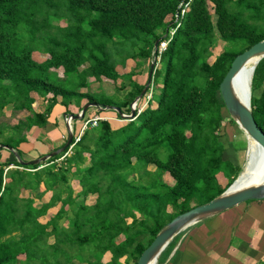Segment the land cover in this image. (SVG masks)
<instances>
[{"label": "trees", "instance_id": "obj_1", "mask_svg": "<svg viewBox=\"0 0 264 264\" xmlns=\"http://www.w3.org/2000/svg\"><path fill=\"white\" fill-rule=\"evenodd\" d=\"M169 30L152 71L162 77L159 92L151 81L134 115L121 116L112 106L129 115L145 86L124 70L126 60L152 61L154 41L169 38ZM263 38L264 0H0V116L5 107L11 112L0 121V264H135L165 223L224 191L242 170L223 139L226 121L237 124L219 83L234 57ZM36 51L48 56L36 60ZM253 68L250 107L264 133V57ZM104 79L130 88L107 97ZM255 80L261 88L253 96ZM36 98L42 111L34 109ZM88 102L96 106L73 121V135L91 109L105 118L83 131L69 155L59 160L66 148L37 164L13 153L2 160L3 146L33 159L23 145L30 129L58 109L64 122ZM89 195L91 204L84 202Z\"/></svg>", "mask_w": 264, "mask_h": 264}, {"label": "crops", "instance_id": "obj_2", "mask_svg": "<svg viewBox=\"0 0 264 264\" xmlns=\"http://www.w3.org/2000/svg\"><path fill=\"white\" fill-rule=\"evenodd\" d=\"M63 115L58 109L44 126L30 129L23 144L26 157H40L62 143ZM179 233L162 264H253L264 258V200L239 203Z\"/></svg>", "mask_w": 264, "mask_h": 264}, {"label": "water", "instance_id": "obj_3", "mask_svg": "<svg viewBox=\"0 0 264 264\" xmlns=\"http://www.w3.org/2000/svg\"><path fill=\"white\" fill-rule=\"evenodd\" d=\"M159 39H156L153 43V51L156 49ZM264 57V38L243 52L237 54L232 60L228 70L219 83V91L222 97L224 107L231 119L235 121L238 127L264 151V133L258 127L256 121L253 118L250 98L247 97L246 102L240 101L233 88V79L236 74L241 70L244 64L251 58H257L258 62ZM154 63L150 62L147 82L138 96L135 97L133 102H137L144 94L145 90L151 83L152 71ZM254 69V68H253ZM245 80V85H247ZM251 82V80H250ZM96 106L93 102L86 103L77 114H69L71 119H82L85 110L88 107ZM112 109L117 111L121 116L130 118L134 115V110L131 107V113L129 115L121 113L118 107L112 106ZM72 140V133L69 130L65 143L59 148L44 154L40 157L23 161L15 150L10 146H3L4 149L11 151L18 162L25 164H37L47 160L48 158L62 153L70 144ZM239 174L235 177L232 183L220 194L213 197L209 201L196 205L182 213L174 216L170 221L165 223L156 233L150 244L142 251L135 264H148L151 260L157 261L158 256L170 242V240L191 224H194L200 220H203L209 216L215 215L223 210L231 208L239 203L247 200H260L264 199V181L258 184L247 185L243 187H235Z\"/></svg>", "mask_w": 264, "mask_h": 264}, {"label": "rangeland", "instance_id": "obj_4", "mask_svg": "<svg viewBox=\"0 0 264 264\" xmlns=\"http://www.w3.org/2000/svg\"><path fill=\"white\" fill-rule=\"evenodd\" d=\"M62 24V23H61ZM222 45L223 43L218 40L217 42V45L216 47L214 48V52L217 53V52H220L222 50ZM33 58L36 59V60H42L44 59L45 57H47L48 55L44 54V53H41V52H33L32 54ZM149 62V63H148ZM151 60L150 61H146V60H142L140 61V64H138L137 66L135 65V61L133 59H127L126 60V64H125V68L124 70L125 71H132L133 72V77L132 79L134 81H137L138 83H142V84H146L147 82V77H148V71H149V64H150ZM158 67V65H156ZM57 74L61 76V71L60 70H56ZM251 74H252V71H251ZM251 74H250V77H249V82L247 84V91L249 93V97L251 95V89H250V80H251ZM161 80H162V77H155L151 79L153 83V91H154V94L158 93L159 92V86L161 84ZM124 83V87L121 86V84ZM97 85L98 83L97 82H93L91 84V88L92 90H97ZM260 85V83H258L256 80L255 82L253 83V86H252V94L253 96H256L259 94L260 92V88L261 87H258ZM100 86L103 90L104 93H106V96L107 97H110V98H113V99H119L121 98L125 92L130 88L129 84L127 83V81H124V82H121L120 80H117L116 82H112V81H109V80H106L104 79L103 82L100 83ZM151 83L149 85V89L148 91L146 92L145 90V96L146 98H148L150 96V91H151ZM158 86V87H157ZM101 94L99 93H96V96H99ZM41 100L36 98V102H34V109L36 111H42L44 109V103L40 102ZM139 105H137V103L135 102H130V107L133 108V110H135V108H138ZM91 113L89 114V117L93 116V115H96V112L93 111V109L90 110ZM4 115L0 116V121L3 120L4 118H8L10 117V108L9 107H5L4 111H3ZM22 115V114H20ZM4 117V118H3ZM52 114L50 116V120L52 119ZM11 121H14L13 118H9ZM83 121H76L75 122V125H76V128L79 127L80 129V126L82 124ZM71 125H73V122L71 123ZM223 139L224 141L226 142L227 146H228V154L234 159L236 160L240 166H241V172H239V176L241 175V173L243 172L244 168L247 166L248 164V161H250V158H251V150H252V145H251V142L249 140V137L237 126H235L234 124H229L227 121H226V127L224 128V135H223ZM4 149V148H3ZM3 154L2 156V160H12L13 159V155L11 152H7V150H2L1 152ZM153 165H149L148 168L150 169H153ZM164 177H166V180H168V176L164 175ZM70 183L72 185H74L75 187V190H77L76 188H78L77 186V183H76V180L75 179H70ZM40 189H42V186L40 187ZM49 192H46L42 197L41 199L37 200V204L39 205L41 202H44L48 199L49 197ZM264 200V199H263ZM94 201V195H89V196H86L85 197V200L84 202L87 203V204H91L93 203ZM251 200H247L246 202H249ZM78 203L81 202V199L77 200ZM56 209L57 207L54 206L52 208H50L46 215L42 216L40 218V221L42 222H45L47 219H49V217H51L55 212H56ZM72 209H75V205L73 204L72 206L69 207V213L67 214L66 217H64L63 219H61L59 221L60 224H66L67 223V220L68 218L70 217L71 215V211ZM148 238V235L145 234L143 237H142V240L145 241L146 239ZM104 259H106L104 257ZM129 264H131V261L129 262ZM156 264H162L158 261H156Z\"/></svg>", "mask_w": 264, "mask_h": 264}, {"label": "bare ground", "instance_id": "obj_5", "mask_svg": "<svg viewBox=\"0 0 264 264\" xmlns=\"http://www.w3.org/2000/svg\"><path fill=\"white\" fill-rule=\"evenodd\" d=\"M170 38L171 36L169 37V40ZM256 61L257 58L249 59L233 79L235 94L242 102H246L247 97L249 96L245 80L249 82V77ZM249 140L252 145L251 158L235 184V187L238 188L258 184L261 181H264V151L254 142L253 139L249 137ZM148 264H156V261L153 259Z\"/></svg>", "mask_w": 264, "mask_h": 264}, {"label": "built area", "instance_id": "obj_6", "mask_svg": "<svg viewBox=\"0 0 264 264\" xmlns=\"http://www.w3.org/2000/svg\"><path fill=\"white\" fill-rule=\"evenodd\" d=\"M176 19H177V14H176ZM169 35L171 36L172 33H173V30H169ZM168 41H169V38H165V39H162L161 41L158 42L157 46H156V49L153 51V60L151 62H157L158 63V60H159V57H160V53L163 52L168 44ZM105 117L103 116H100L99 114H96V115H93L91 116L89 119H86L82 122L81 126H80V129L78 130L77 134L76 135H73V125H71V123L73 122V120L71 119V116L70 115H65L64 116V122H65V125H66V135H62V138L63 139H67V135H68V131L70 130L71 133H72V140L70 142V144L68 145L67 147V151L64 152V154L59 158L62 159L64 158L65 156L69 155L71 152H72V147L73 145L79 140L80 138V135L83 133V131L89 127H93L97 124L98 121L104 119Z\"/></svg>", "mask_w": 264, "mask_h": 264}]
</instances>
